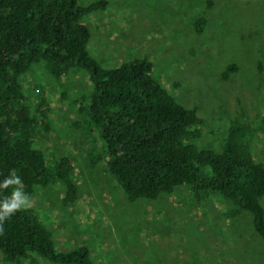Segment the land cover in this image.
I'll use <instances>...</instances> for the list:
<instances>
[{
	"label": "rangeland",
	"instance_id": "1",
	"mask_svg": "<svg viewBox=\"0 0 264 264\" xmlns=\"http://www.w3.org/2000/svg\"><path fill=\"white\" fill-rule=\"evenodd\" d=\"M106 1L103 10L82 19L90 33L88 53L103 68L136 58L150 61L152 79L176 103L196 109L202 121L196 147L219 152L235 118L259 127L264 116V0ZM200 17L206 24L198 35L193 23ZM229 64L237 71L223 79ZM19 82L31 116L38 117L41 96L49 108L45 122L34 129V148L47 166L67 158L77 188L70 206L62 205L64 188L57 180L35 188L28 199L57 252L85 246L92 264H263L250 217H227L229 205L218 195L197 203L189 188L177 187L155 200L128 201L104 164L93 162L103 153V142L75 102L91 91L85 72L70 71L56 80L35 64ZM261 128L250 147L254 159L264 164ZM260 204L264 210V198ZM34 259L19 264H52ZM0 264L10 263L0 254Z\"/></svg>",
	"mask_w": 264,
	"mask_h": 264
},
{
	"label": "trees",
	"instance_id": "2",
	"mask_svg": "<svg viewBox=\"0 0 264 264\" xmlns=\"http://www.w3.org/2000/svg\"><path fill=\"white\" fill-rule=\"evenodd\" d=\"M106 4V0L86 6L78 0H0V182L11 169L21 180L0 188V199L15 187L29 199L35 188L57 180L64 188L62 205L76 201L69 160L61 158L47 166L33 146L34 129L45 122L49 108L41 96L35 108L38 117L31 116L19 79L35 64H42L56 80L70 71H83L92 88L75 102L103 142V153L93 162L104 164L128 201L155 200L177 187L189 188L197 203L218 195L229 205L227 217L242 213L250 217L264 264L260 204L264 164L254 159L250 147L264 129V116L257 128L243 122L246 119L231 120L219 152L196 147L202 125L196 109L176 103L152 79L150 61L136 58L103 68L88 53L90 33L82 19ZM205 24L203 17L197 18L195 33L201 35ZM236 71L237 66L229 64L221 77ZM0 254L10 264L34 263V257L52 264H92L85 246L57 252L50 232L29 206L0 224Z\"/></svg>",
	"mask_w": 264,
	"mask_h": 264
},
{
	"label": "clouds",
	"instance_id": "3",
	"mask_svg": "<svg viewBox=\"0 0 264 264\" xmlns=\"http://www.w3.org/2000/svg\"><path fill=\"white\" fill-rule=\"evenodd\" d=\"M21 183L20 177L17 175L15 169H11L8 176L0 182V188H6L10 185H19ZM28 206L27 195L18 187L13 190L3 199H0V224L7 218L13 215L18 210L24 209Z\"/></svg>",
	"mask_w": 264,
	"mask_h": 264
}]
</instances>
